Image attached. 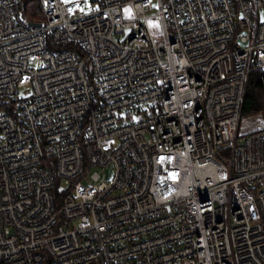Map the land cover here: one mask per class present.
I'll list each match as a JSON object with an SVG mask.
<instances>
[{"label":"built area","instance_id":"obj_1","mask_svg":"<svg viewBox=\"0 0 264 264\" xmlns=\"http://www.w3.org/2000/svg\"><path fill=\"white\" fill-rule=\"evenodd\" d=\"M20 2L0 0V264H264V128L240 132L264 0H40L39 27Z\"/></svg>","mask_w":264,"mask_h":264},{"label":"trees","instance_id":"obj_2","mask_svg":"<svg viewBox=\"0 0 264 264\" xmlns=\"http://www.w3.org/2000/svg\"><path fill=\"white\" fill-rule=\"evenodd\" d=\"M18 14L23 19L44 21L40 0H21ZM264 114V71L251 73L246 90L243 115Z\"/></svg>","mask_w":264,"mask_h":264},{"label":"rangeland","instance_id":"obj_3","mask_svg":"<svg viewBox=\"0 0 264 264\" xmlns=\"http://www.w3.org/2000/svg\"><path fill=\"white\" fill-rule=\"evenodd\" d=\"M65 2L72 1V0H63ZM155 32H159V27L157 24H154ZM20 92L25 95L29 96L32 93L31 85H26L20 88ZM264 128V114H253V115H243L240 124V132L242 135H246L252 131ZM106 174V180L110 181L115 173L114 167H108L104 170Z\"/></svg>","mask_w":264,"mask_h":264},{"label":"water","instance_id":"obj_4","mask_svg":"<svg viewBox=\"0 0 264 264\" xmlns=\"http://www.w3.org/2000/svg\"><path fill=\"white\" fill-rule=\"evenodd\" d=\"M29 24L33 27H39L42 25V22H35V21H31L29 22Z\"/></svg>","mask_w":264,"mask_h":264}]
</instances>
